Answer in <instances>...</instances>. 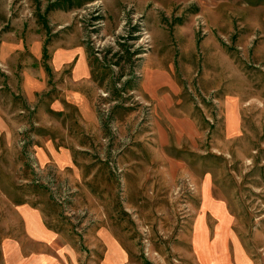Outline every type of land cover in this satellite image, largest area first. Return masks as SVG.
<instances>
[{
  "label": "rangeland",
  "instance_id": "obj_1",
  "mask_svg": "<svg viewBox=\"0 0 264 264\" xmlns=\"http://www.w3.org/2000/svg\"><path fill=\"white\" fill-rule=\"evenodd\" d=\"M62 245L264 264V0H0V264Z\"/></svg>",
  "mask_w": 264,
  "mask_h": 264
},
{
  "label": "crops",
  "instance_id": "obj_2",
  "mask_svg": "<svg viewBox=\"0 0 264 264\" xmlns=\"http://www.w3.org/2000/svg\"><path fill=\"white\" fill-rule=\"evenodd\" d=\"M13 244H15V246L11 245L10 248L12 249L11 250L12 252L14 248L17 249V245H16L17 243L15 242ZM6 251L8 250L6 249ZM113 252L115 253L116 251L114 250ZM206 252H210V248H207ZM68 253H69L68 248L62 245L59 246L57 250H53V252L50 251L49 254L44 253V254L33 255L32 257H30L28 264H78L77 262L75 261L73 262L69 259L70 255ZM113 257L114 255L111 254L110 257H108V260H105L104 264H123L121 260H117L115 258L113 259ZM241 257H242L241 254L239 255V252L236 251L235 257L228 264H239V260Z\"/></svg>",
  "mask_w": 264,
  "mask_h": 264
}]
</instances>
